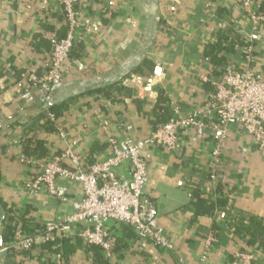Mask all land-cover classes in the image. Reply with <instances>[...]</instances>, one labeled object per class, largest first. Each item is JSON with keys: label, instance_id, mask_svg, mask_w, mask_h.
Masks as SVG:
<instances>
[{"label": "crops", "instance_id": "obj_1", "mask_svg": "<svg viewBox=\"0 0 264 264\" xmlns=\"http://www.w3.org/2000/svg\"><path fill=\"white\" fill-rule=\"evenodd\" d=\"M242 1L79 0L76 9L81 26L65 63V79L48 94L45 87L27 90L21 76L28 69L40 71L47 47L65 31L60 6L55 0H0V264H50L52 251L46 245L28 254L1 252V248L11 243L18 223L30 234L49 221L60 222L81 193L71 184L66 202L31 196L25 184L36 166L23 160L42 161L73 145L74 153L89 166L109 154L103 122L117 137L141 139L159 123L202 110L212 89L203 78L218 77L209 75L217 69L209 64L204 48L220 33L242 40L250 34L248 65L264 75V24L251 32ZM253 8L264 14V0H253ZM143 59L154 63L152 76L131 74L120 79ZM226 61L242 67L243 48L235 46ZM116 81L110 97L90 92ZM48 105L60 106L55 132L46 130ZM29 139L43 141L44 157L23 154ZM217 146L221 148L218 176L212 181L210 155ZM141 155L147 163L144 194L155 205L158 222L175 252L139 239L127 226L110 225L114 247L111 258L101 254L104 263L179 264L178 258L183 264H239L235 255L247 246L233 235L225 213L195 217L191 196L198 192L213 201L220 187L227 199L225 212L257 218L264 229V150L240 128L231 127L221 137L209 126L201 142L188 130L176 151L150 147ZM116 173L127 180L126 164ZM211 237L214 243L204 260L205 243ZM262 238L261 244L249 248L252 264H264V232ZM64 253L68 264H100L93 247L80 241H68Z\"/></svg>", "mask_w": 264, "mask_h": 264}, {"label": "built area", "instance_id": "obj_2", "mask_svg": "<svg viewBox=\"0 0 264 264\" xmlns=\"http://www.w3.org/2000/svg\"><path fill=\"white\" fill-rule=\"evenodd\" d=\"M65 20L66 34L52 42L47 59L40 71L28 69L22 74L27 90L59 86L65 79V63L73 50L80 20L77 14L79 0H55ZM161 1V0H159ZM210 3L212 0H202ZM241 10L256 33L264 24V14L253 8V0H243ZM251 35L243 38L245 62L242 67L228 65L220 75L204 82L212 85V92L202 110L170 122L157 124L151 133L141 139L112 134L110 125L102 123L107 136L108 156L101 162L84 166L80 156L74 153L73 145L42 161L32 158L23 160L36 166V171L26 182V191L31 196L45 195L58 202H66L69 186L77 185L80 197L71 201L72 211L60 222L49 221L32 233H25L18 223L13 231L11 243L1 252L28 254L38 246L50 245L56 250L62 240L80 241L84 246L98 248L106 259L112 257L113 242L109 226L124 225L131 228L137 237L169 253L175 246L157 219L153 202L144 194L147 180V163L141 153L146 148H163L169 153L176 151L183 132L192 130L194 138L201 142L206 138L207 127L214 135L224 137L231 127L242 129L259 150H264V75L251 67ZM205 118L209 121L207 125ZM45 120L55 123L53 114L45 112ZM63 137V133L60 132ZM220 146L210 155V180L217 179V164ZM126 164L128 179L121 180L116 171ZM214 243L211 237L205 243L202 259ZM239 264H252L253 253L247 250L235 255ZM50 264H68L61 250L52 252ZM179 264H183L179 259Z\"/></svg>", "mask_w": 264, "mask_h": 264}, {"label": "trees", "instance_id": "obj_3", "mask_svg": "<svg viewBox=\"0 0 264 264\" xmlns=\"http://www.w3.org/2000/svg\"><path fill=\"white\" fill-rule=\"evenodd\" d=\"M65 34L66 29L59 36V38H63ZM235 46H240L241 48H244L245 44L242 39H239L238 37L229 39L228 36H226L224 33H220L215 42H208L205 44L204 55L207 58L209 64L214 69H217V71H210L209 75H220L223 68L228 66L226 61V55L233 53L235 50ZM49 47L51 48V46H48L47 48L49 49ZM154 69L155 65L150 59H143L138 65H135L131 69L126 71L120 79L127 78L131 74L150 77L154 73ZM116 83H118V81L111 83L108 86L100 87L93 91L91 90L90 92L110 97L116 89ZM56 87L52 88V90L46 88L47 93L49 94ZM209 89L210 92H212V89ZM45 111L53 114L56 119L59 115L60 106L48 105ZM46 130L50 132H55L53 122H47ZM23 154L26 157H44L46 155V149L44 147L43 141H32V139L26 140L25 145L23 147ZM215 192L216 198L213 201H208L207 199L200 196L198 192L193 193V195L191 196L190 207L193 210L195 217H212L216 212H224V218L228 221L229 227L233 235L236 236L238 239L244 241L245 245L247 246V251L251 252L249 248L255 245V243L261 244L263 242L262 236L264 229L261 225V221L257 218L248 217L243 212H225V208L227 206V199L223 197L220 187H217ZM68 241L69 240L60 241V247H58L56 250L51 249L50 245L46 246L49 247L52 252H57L58 250H61L64 253V246ZM93 250L96 252V260H99L100 264H106L104 262L107 261L102 259L103 254L101 253V251L95 247H93ZM177 262L179 263L178 258Z\"/></svg>", "mask_w": 264, "mask_h": 264}, {"label": "water", "instance_id": "obj_4", "mask_svg": "<svg viewBox=\"0 0 264 264\" xmlns=\"http://www.w3.org/2000/svg\"><path fill=\"white\" fill-rule=\"evenodd\" d=\"M159 73V69L157 68L156 70H155V74H158Z\"/></svg>", "mask_w": 264, "mask_h": 264}]
</instances>
